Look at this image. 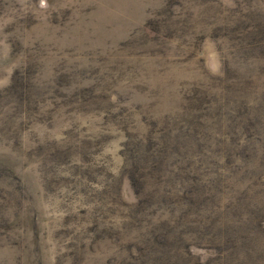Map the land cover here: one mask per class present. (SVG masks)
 Instances as JSON below:
<instances>
[{
    "label": "rangeland",
    "instance_id": "rangeland-1",
    "mask_svg": "<svg viewBox=\"0 0 264 264\" xmlns=\"http://www.w3.org/2000/svg\"><path fill=\"white\" fill-rule=\"evenodd\" d=\"M200 135L220 146L180 163L178 201L223 186L225 257L197 247L212 206L192 252L264 264V0H0V264H151L171 214L137 206L123 145L181 161Z\"/></svg>",
    "mask_w": 264,
    "mask_h": 264
},
{
    "label": "trees",
    "instance_id": "trees-1",
    "mask_svg": "<svg viewBox=\"0 0 264 264\" xmlns=\"http://www.w3.org/2000/svg\"><path fill=\"white\" fill-rule=\"evenodd\" d=\"M201 126H203L201 123H197L196 128ZM183 134V130L179 129L180 140H184ZM212 136L200 135L195 144L181 150L177 154L181 156V161L177 160L175 156H171V159L168 160L169 151L161 148L162 146L160 145L148 142L145 145L143 141L134 143L131 136H127V142L124 143L122 152L125 161L124 173L136 195L137 203H139L137 206L144 204L148 207H153L157 202H160L169 206L166 211L171 214L159 226L160 230H167L163 235V241L159 242L157 240L158 245L156 246L153 244L152 237H150V240H146L145 246L138 249V251L142 250V256H144V253L148 254L147 257H149L151 264H173L177 259L181 258L193 264H203L199 258H195L192 252L194 245L188 239L189 234H191V227L196 222V219L191 218L192 214H195L198 208L201 210L202 207L200 206L205 208L212 206L214 210L210 217L207 218V223L205 224V227H210L206 236L197 237V242L204 243L197 247L214 249L218 255L216 261H223L225 257V251L220 250L222 248L220 245L223 244L221 242L225 238L226 225L222 213L219 211L223 186L215 188L214 191L202 192L194 202L190 201L188 206H186L187 203L178 201L179 196L184 199L183 186L185 185V180L189 178L192 181L189 177V172L191 171L186 170L183 172L179 167L180 163L184 160H189L198 164L209 154V148H218L220 145L213 141ZM148 169H151L152 173H159L160 179L148 183L152 175V173L149 175L146 173ZM139 172L141 175L144 174L142 181H140L138 176ZM175 176L179 180V187L171 181ZM154 184L158 186V189L151 188ZM185 188L186 190L192 188L191 182L187 183ZM173 203H180L184 206L173 210L171 206ZM126 207L129 208V206ZM185 208L187 212H182V215L177 214L178 210H184ZM183 222L185 227H183ZM186 229L187 235L181 237L182 234H185ZM212 229H215V231L211 232ZM162 243L164 244L161 245ZM165 260L167 263H164Z\"/></svg>",
    "mask_w": 264,
    "mask_h": 264
}]
</instances>
